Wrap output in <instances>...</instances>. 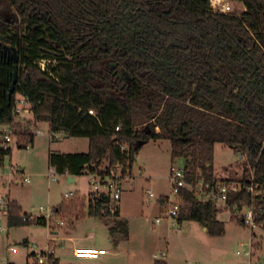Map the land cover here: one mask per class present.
I'll use <instances>...</instances> for the list:
<instances>
[{"label": "trees", "instance_id": "1", "mask_svg": "<svg viewBox=\"0 0 264 264\" xmlns=\"http://www.w3.org/2000/svg\"><path fill=\"white\" fill-rule=\"evenodd\" d=\"M230 1L245 10L214 12L210 0H0V43L18 56L8 98L14 63L0 53V126L14 132L19 125L12 114L19 95L34 124L87 139L86 153L48 156L55 174L73 178L103 162L131 174L138 143L161 140L169 142L172 162L183 161L187 182L214 185V149L223 145L243 158L240 191L223 207L183 191L178 222L186 217L219 237L221 210L254 205L264 229V0ZM5 7L11 19L2 16ZM19 138L32 143L31 135ZM10 151L0 147L1 165ZM251 178L255 197L247 192ZM111 208L109 197L90 193L54 211L59 219L112 218L114 243L127 240V225ZM6 216L8 227L47 225L43 218L23 221L15 202L7 203Z\"/></svg>", "mask_w": 264, "mask_h": 264}, {"label": "rangeland", "instance_id": "2", "mask_svg": "<svg viewBox=\"0 0 264 264\" xmlns=\"http://www.w3.org/2000/svg\"><path fill=\"white\" fill-rule=\"evenodd\" d=\"M225 1L231 5V14L238 16L241 13L240 4ZM1 14L7 19L14 16L8 7ZM15 122L19 125L12 132V142L8 145L10 155L0 167L1 211L5 210L8 202H15L22 214L41 216L39 209L43 208L44 216L48 215L47 211L62 205L68 207L71 203L85 202L91 193L88 176L75 177L73 183L67 184L65 176L55 175L48 165V156L86 153L88 140L70 138L63 133L52 134L48 124L38 123L36 126L32 116L24 121L15 119ZM4 129L5 126H0V133ZM36 129H40L44 136H36ZM21 133L31 135L32 143H20ZM18 145L27 147L18 148ZM240 156L233 149L215 146L213 169L218 182L237 183L242 178L243 160ZM172 164L183 166V161L177 159L172 162L167 141L151 140L139 149L131 170L134 181L125 183L120 200L113 203L114 207H119L120 220L127 225V240L114 243L115 237L110 235L107 227L114 223L112 218L75 220L64 217L62 225L56 224V219L49 227H8L4 213L0 216V227L3 228L0 231V264H32L27 243L37 246L38 250L48 246L62 264H153L155 261L166 264H264V229L250 230L242 226L235 211L223 209L217 215V221L224 225V234L219 237H211L198 223L186 217L180 222L163 219L155 224L162 215L160 201L170 193ZM12 172V177H9ZM50 172L55 175V181L49 177ZM25 177L29 184L17 183ZM147 191L154 198H149ZM68 193L74 197L66 199ZM8 247L12 252L7 250ZM76 248H95L100 256L79 260L73 257ZM249 251L252 253L250 258L245 255Z\"/></svg>", "mask_w": 264, "mask_h": 264}, {"label": "built area", "instance_id": "3", "mask_svg": "<svg viewBox=\"0 0 264 264\" xmlns=\"http://www.w3.org/2000/svg\"><path fill=\"white\" fill-rule=\"evenodd\" d=\"M210 6L214 12L229 14L232 12V8L229 2L225 0H210ZM39 67L42 71L45 69V62L40 61ZM12 114L14 119L21 118L23 121L27 120L28 116H32L29 105L25 98L19 96V98H15L14 108L12 110ZM89 115H94L92 111L88 112ZM115 131H119V127L115 129ZM36 136H44V133L36 129ZM12 130L8 127L2 131L1 136V149H7L8 145L12 142ZM127 147L121 146L120 152L126 153ZM240 159H243L240 156ZM0 167L2 165L0 164ZM13 172L9 173V177H12ZM84 175L89 178V185L91 189V193L95 196H107L110 199L112 210L116 208L113 206V203L119 201L121 195L124 190L125 183H132L134 181V176L129 174V172H123L120 165H115L110 167L108 163L104 165H100L95 169L94 172L85 171ZM169 181H170V193L168 196L162 198L163 201V210L161 217L155 220V224H159L161 220L167 219L168 221H177L181 210L183 209V200H182V192L188 191L191 192L194 197L203 203L211 202L215 205L225 206L227 197L230 193H236L240 191V186L238 183H222L218 182L214 185L210 183H206L203 180H198L197 182H187L186 181V169L184 166H177L172 164L170 167L169 173ZM49 177L51 180L55 181V175L50 173ZM251 184L247 188V192L251 194L252 197H255L259 194L257 192L258 187L254 185L253 178H251ZM28 178H23L18 181V184H29ZM147 195L149 198H154V195L147 191ZM74 195L72 193H68L66 195V199L73 198ZM3 201H0L2 204ZM236 215L239 217L242 224L249 228L250 230H254L258 227H261L257 223V213L260 209H256L254 205L249 207H241L239 209H234ZM45 210L43 208L39 209V214L41 216H33L27 215L26 217H22L23 221H36L38 218H43L46 222V227L50 226V223H53L54 220L57 219L56 224L62 225V219L55 217V211H47L48 215H44ZM6 213V211H5ZM3 229L0 227V231ZM30 257L32 259V264H53L50 256L55 255L53 249L45 248L44 250H38L37 246L31 245L29 246ZM249 258L251 257L250 252L245 254ZM100 256V252L93 248H76L73 250V257L79 260H92L97 259Z\"/></svg>", "mask_w": 264, "mask_h": 264}, {"label": "water", "instance_id": "4", "mask_svg": "<svg viewBox=\"0 0 264 264\" xmlns=\"http://www.w3.org/2000/svg\"><path fill=\"white\" fill-rule=\"evenodd\" d=\"M0 52H2V54L4 56L10 57L14 63L13 81H12V84L10 85V89H9V93H8V98H9L10 95L13 93V87H14V84L16 82L18 56H17V54L13 48H10L8 45H2L1 43H0ZM145 144H146L145 142H139L138 147H142ZM70 182H74V179L69 178L68 183H70Z\"/></svg>", "mask_w": 264, "mask_h": 264}, {"label": "crops", "instance_id": "5", "mask_svg": "<svg viewBox=\"0 0 264 264\" xmlns=\"http://www.w3.org/2000/svg\"><path fill=\"white\" fill-rule=\"evenodd\" d=\"M237 4H239V3H237ZM241 6H242V10H241V12H243L245 9H244V7H243V5L242 4H240ZM36 126L38 125L37 123L35 124ZM40 130V129H39ZM49 165V164H48ZM53 169V168H52ZM53 171H54V169H53ZM50 173H52V172H50ZM49 173V174H50ZM55 173V172H54ZM53 174V173H52ZM54 175V174H53ZM56 175V174H55ZM65 176V178H66V180H67V184H69L68 183V179L69 178H73V177H70L69 175H64ZM74 179V181H75V178H73ZM223 181H225V180H223ZM70 183H73V182H70ZM166 197V196H165ZM162 198H164V197H162ZM1 201V200H0ZM163 201H162V199H161V201H160V206L163 208V203H162ZM1 205V204H0ZM7 205V204H6ZM116 209H117V212H118V214H119V218H120V211H119V207H115ZM5 211H6V207H5V210L2 212L1 211V209H0V216H3V214L5 213ZM178 221V220H177ZM174 225V224H173ZM3 229V228H2ZM202 229H204V231L206 232V229L205 228H202ZM3 231V230H2ZM26 246L27 247H29V245H28V243L26 244ZM93 249H95V248H93ZM7 250L8 251H11L12 252V248H7ZM250 252V254L252 255V253H251V251H249ZM30 255V254H29ZM56 257V256H55ZM164 257V256H163ZM57 258V257H56ZM5 263H6V260H5ZM11 264H14V263H11Z\"/></svg>", "mask_w": 264, "mask_h": 264}, {"label": "flooded vegetation", "instance_id": "6", "mask_svg": "<svg viewBox=\"0 0 264 264\" xmlns=\"http://www.w3.org/2000/svg\"><path fill=\"white\" fill-rule=\"evenodd\" d=\"M1 53V52H0Z\"/></svg>", "mask_w": 264, "mask_h": 264}]
</instances>
